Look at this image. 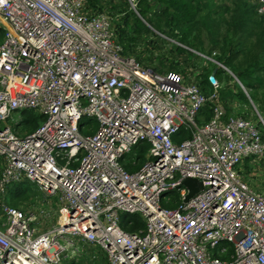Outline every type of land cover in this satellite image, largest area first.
<instances>
[{
  "label": "built area",
  "instance_id": "2783aa9c",
  "mask_svg": "<svg viewBox=\"0 0 264 264\" xmlns=\"http://www.w3.org/2000/svg\"><path fill=\"white\" fill-rule=\"evenodd\" d=\"M248 1L264 13V0ZM111 18L87 0H0V264L89 250L104 264H264V191L239 174L244 157L264 154L261 115L227 114L213 72L206 95L188 73L123 54ZM206 101L210 116L197 121ZM22 109L42 116L33 130H20ZM83 115L96 122L86 133ZM141 141L144 160L128 171L120 159ZM185 176L201 183L187 200ZM18 180L56 207L8 204L5 185ZM121 212L143 225L124 230Z\"/></svg>",
  "mask_w": 264,
  "mask_h": 264
},
{
  "label": "trees",
  "instance_id": "16d2710c",
  "mask_svg": "<svg viewBox=\"0 0 264 264\" xmlns=\"http://www.w3.org/2000/svg\"><path fill=\"white\" fill-rule=\"evenodd\" d=\"M87 6L94 12H122L121 16L113 19L112 24L115 40L121 46L123 54H131L133 46L138 45V36L147 30V23L159 32L165 30L167 35L173 36L178 50H188L191 55L200 52L221 62L244 87L242 90L237 82L235 89L231 86H218V96L226 108V113L233 114L231 108L236 103L250 105L252 102L264 121V13H258L255 5L248 0H229L227 4L217 3L216 0H134V9L137 12L127 6L122 8L111 4L107 0H87ZM1 33L0 28V38ZM201 59L204 61L203 65L196 72H192L188 65L177 67L160 57L154 67L158 71H188V75L202 93L207 95L211 91V85L206 79L208 73L213 71L218 84L230 73L210 60ZM210 113L211 102L206 101L198 109L196 120H205ZM237 113L246 116L244 111ZM21 114L22 119L17 123L20 130H33L42 119L40 114L31 109H22ZM95 123L92 116H80L78 129L83 133L89 132L95 127ZM186 134L185 131L181 133L182 136ZM146 148L147 143L141 141L120 159L126 170L131 171L142 163ZM131 158H134V163H131ZM247 159L248 157H244L242 162ZM28 183L24 180L7 183L4 200L10 205H15L27 193ZM166 193L172 196V200H162L161 204L173 206L176 199L174 193ZM126 219L132 220V223L128 224ZM119 223L126 231L143 225L141 218L133 212H121ZM89 253L90 250L83 254V258L76 260H64L63 264H79L81 261L91 264L94 261L88 260Z\"/></svg>",
  "mask_w": 264,
  "mask_h": 264
},
{
  "label": "rangeland",
  "instance_id": "374dc122",
  "mask_svg": "<svg viewBox=\"0 0 264 264\" xmlns=\"http://www.w3.org/2000/svg\"><path fill=\"white\" fill-rule=\"evenodd\" d=\"M107 1L111 4L122 6V8H125L127 6L133 12H137L134 9L135 7L130 3V0ZM216 2L227 4L229 0H216ZM108 14L111 15V21H113L114 18L121 16L122 12H116L113 10ZM145 24L147 30L140 33L137 39L138 45H134L131 50V55H133L140 64L155 69L154 66H156L157 60H159L160 57L162 60L175 64V66L177 67L188 65V68L192 72H195L201 65H203L204 61L203 59H201L203 57L199 53H196V55H191L188 50H178L176 46V39L173 36L167 35L165 30L159 32L158 30L150 27L149 24ZM186 73L189 72H179V74L184 76ZM230 75H225L223 81L221 82V84H219V88H222L224 86H231L232 89L236 88V81L235 79H233L232 75ZM231 109L233 111V114H238L237 111H244L246 115L252 117L254 116V110H257L252 102H250V105L236 103V105H232ZM21 115L22 114L20 111H17L15 113V117ZM239 174L240 177L252 189L257 191H264V154L260 157H248L247 161L244 160L241 164ZM28 185L29 186L27 193L16 202L15 206L26 209L33 203L41 205L46 201L47 203L52 204L53 208L56 207V195L48 196L44 192L37 189V187L32 182H29ZM79 264H84V261H81ZM91 264H104V257L101 255V252L98 251L96 261L92 262Z\"/></svg>",
  "mask_w": 264,
  "mask_h": 264
},
{
  "label": "water",
  "instance_id": "95a60500",
  "mask_svg": "<svg viewBox=\"0 0 264 264\" xmlns=\"http://www.w3.org/2000/svg\"><path fill=\"white\" fill-rule=\"evenodd\" d=\"M213 72V71H212ZM235 78H237L234 74H232ZM238 80V79H237ZM182 185L187 188V192L183 197V200H187L194 192L201 188V183L198 179L190 176H185L181 179Z\"/></svg>",
  "mask_w": 264,
  "mask_h": 264
},
{
  "label": "clouds",
  "instance_id": "9594fccd",
  "mask_svg": "<svg viewBox=\"0 0 264 264\" xmlns=\"http://www.w3.org/2000/svg\"><path fill=\"white\" fill-rule=\"evenodd\" d=\"M231 75H232V73H231ZM233 76V75H232ZM238 79V78H237ZM240 86V85H239ZM244 90V89H243Z\"/></svg>",
  "mask_w": 264,
  "mask_h": 264
}]
</instances>
